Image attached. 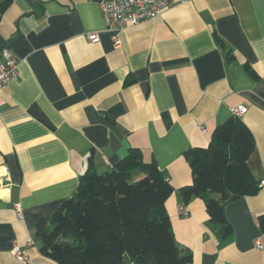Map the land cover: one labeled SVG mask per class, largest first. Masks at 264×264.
Segmentation results:
<instances>
[{
	"label": "crops",
	"instance_id": "obj_1",
	"mask_svg": "<svg viewBox=\"0 0 264 264\" xmlns=\"http://www.w3.org/2000/svg\"><path fill=\"white\" fill-rule=\"evenodd\" d=\"M100 1L0 0V48L18 60L17 77L0 88V264H58L41 253L37 222L74 193L89 157L100 173L129 148L174 188L165 208L178 248L191 253L186 264H263L264 186L225 205L227 236L204 199L184 202L179 188L192 181L185 152L206 146L241 105L254 138L247 165L264 177V0H171L124 28L119 47Z\"/></svg>",
	"mask_w": 264,
	"mask_h": 264
},
{
	"label": "trees",
	"instance_id": "obj_2",
	"mask_svg": "<svg viewBox=\"0 0 264 264\" xmlns=\"http://www.w3.org/2000/svg\"><path fill=\"white\" fill-rule=\"evenodd\" d=\"M253 147L251 131L232 113L206 146L184 154L192 181L179 188L181 198H203L223 236L232 232L225 205L261 188L247 165ZM173 190L156 162H145L137 148L100 173L91 156L74 193L37 222L40 251L58 264H186L191 253L178 248L165 208ZM257 223L264 236V213Z\"/></svg>",
	"mask_w": 264,
	"mask_h": 264
},
{
	"label": "built area",
	"instance_id": "obj_3",
	"mask_svg": "<svg viewBox=\"0 0 264 264\" xmlns=\"http://www.w3.org/2000/svg\"><path fill=\"white\" fill-rule=\"evenodd\" d=\"M171 0H103L99 3V9L103 18L105 31L108 32L114 47L121 46L120 34L127 26L135 25L145 19L158 16L162 10L171 5ZM87 39L96 42L99 39L98 33H87ZM18 60L6 46L0 48V88L6 83L17 77ZM5 103L4 98L0 95V107ZM246 106H237L231 108L233 114L242 115L245 113ZM200 131L205 132L203 125H199ZM166 180L168 178L166 177ZM259 186H264V177L259 180ZM14 210L18 216L21 215L20 203L14 204ZM179 211L183 215H187L188 211L185 207H179ZM30 242L27 243L29 245ZM256 248L262 247L260 238L254 242ZM14 257L20 261H26L28 256L21 248L14 244L11 249Z\"/></svg>",
	"mask_w": 264,
	"mask_h": 264
}]
</instances>
